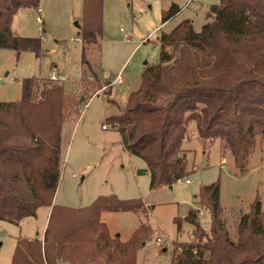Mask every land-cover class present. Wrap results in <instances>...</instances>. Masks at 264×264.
Segmentation results:
<instances>
[{
	"label": "trees",
	"instance_id": "16d2710c",
	"mask_svg": "<svg viewBox=\"0 0 264 264\" xmlns=\"http://www.w3.org/2000/svg\"><path fill=\"white\" fill-rule=\"evenodd\" d=\"M39 4L0 0V49L40 54L42 38L12 30L21 8ZM180 11L173 2L163 10L161 24ZM103 12V0H84L83 51L103 35ZM207 16L210 21L200 31L185 19L170 32H160L159 62L145 68L124 111L108 118L121 131L126 150L147 163L151 189L187 176L182 145L190 121L205 143L224 142L241 174L247 172L257 137L264 136V0H219ZM22 83L20 100L0 101V221L18 225L36 217L41 207L52 208L44 239L19 238L11 264H137V252L151 235L152 207L115 194L82 208L54 204L71 97L64 84L51 79L27 77ZM84 101L73 104L74 120ZM197 197L211 213V228L201 224L199 209H190L186 220L194 226L193 238L180 243L173 264H264L261 200L241 215L233 239L223 219L220 182L201 186ZM104 212H134L145 220L123 240L102 221ZM176 222L180 229L181 219Z\"/></svg>",
	"mask_w": 264,
	"mask_h": 264
},
{
	"label": "rangeland",
	"instance_id": "374dc122",
	"mask_svg": "<svg viewBox=\"0 0 264 264\" xmlns=\"http://www.w3.org/2000/svg\"><path fill=\"white\" fill-rule=\"evenodd\" d=\"M173 2L182 7L188 0H103V35L96 43L86 44L83 51L81 42L74 38L80 31L75 22L83 24L84 0H40L43 20L38 18L41 14L37 8L27 7L22 18L27 23L20 27L19 34L42 38L44 56L0 49V101L20 100L24 78L48 77L55 64L68 77L54 81L64 84L71 97L69 120L62 130V171L55 197L58 195V205L82 208L99 196L111 194L123 200L142 199L151 205L147 219L151 235L137 252V264H173V254L180 251V243L193 238L194 226L186 220L192 208L200 210L201 224L207 230L211 228L210 211L198 203L197 195L203 185L220 182L223 219L233 239H237L241 215L251 209L257 198L264 209V136L257 137L247 172L241 174L231 151L220 140L205 143L198 135L196 122L190 121L182 145L187 176L173 185L151 189L152 175L147 163L124 148L117 126L103 128L109 117L124 111L128 94L140 87L145 68L159 62L160 32H170L185 19L193 20L195 30L200 31L210 21V6L219 0H195L161 25L163 10ZM83 54L92 71L82 73ZM117 76L122 83L111 84ZM111 89L117 103L106 94ZM82 99V111L74 120L71 108ZM145 170L148 172L139 174ZM46 209L36 217L23 219L20 226L0 221V264H11L19 237L42 233ZM177 218L182 221L180 229ZM101 219L112 234H121L123 240H128L145 217L134 212H104ZM159 237L161 244L157 242Z\"/></svg>",
	"mask_w": 264,
	"mask_h": 264
},
{
	"label": "crops",
	"instance_id": "0c3cea01",
	"mask_svg": "<svg viewBox=\"0 0 264 264\" xmlns=\"http://www.w3.org/2000/svg\"><path fill=\"white\" fill-rule=\"evenodd\" d=\"M187 4V3H186ZM186 4L185 5H183L182 7H181V11L179 12V14L183 11V10H185V8H187L186 7ZM180 6V5H179ZM29 8H31V7H29ZM33 9H38L39 8V6L38 7H32ZM26 10H27V8H21L18 12H17V14L14 16V19H13V22H12V30H13V32L14 33H16V34H18V35H20L19 33H21L20 32V27L21 26H25L26 25V23H27V20H23L22 18H24L25 17V15H26ZM43 11V10H42ZM209 11V10H208ZM39 13V12H38ZM39 15H40V13H39ZM41 16H42V14H41ZM41 16L39 17L38 16V18L40 19L41 18ZM38 19V20H39ZM42 19H43V16H42ZM82 19V18H81ZM80 19V20H81ZM193 21V20H192ZM23 23V24H22ZM44 23V22H43ZM75 23H77V27L78 28H80V23H79V21H76ZM161 25H163V24H161ZM160 26H158L157 28H156V30H158V32L160 31V28H159ZM78 35L79 36H77V37H79V38H81V36H80V34H79V32H78ZM81 40H82V38H81ZM78 41V40H77ZM79 42H81V44L83 45V42L82 41H79ZM86 49V48H85ZM10 50H12V49H10ZM13 51H15V50H13ZM17 52V51H16ZM22 52H32V51H21V52H18L19 54L20 53H22ZM32 53H34L35 55H36V57H43L44 56V49H42V51L40 52V54H37V53H35V52H32ZM86 57V56H85ZM84 57V54H83V59H85L84 60V62H85V64L86 65H84V62L82 63V67H81V71H82V73L86 70H89V71H92V67H91V64L89 63V61L87 60V58H85ZM54 69H56L57 70V73L59 74V75H61L62 77H65V79H66V77H67V75H64V74H62L61 72H59V69H58V65H56L55 64V66H54V68L51 70V72L54 70ZM51 72H50V74H51ZM38 78H43V77H38ZM50 78V75L48 76V77H44V79H49ZM68 78V77H67ZM67 93H69V91H66ZM71 92V91H70ZM112 92H113V89H111L110 91H109V93H107V95L110 97V99L112 100V102H114V103H117L116 102V100H114L113 98H112ZM130 94V93H129ZM129 94H128V96H129ZM110 100V101H111ZM216 140H220V142H221V144H224V142L221 140V139H219V138H217V139H215L214 141H216ZM213 141V142H214ZM63 145V144H62ZM124 148H125V146H124ZM126 149V148H125ZM128 151V150H127ZM129 152V151H128ZM62 154H63V148H62ZM131 154V153H130ZM186 154V153H185ZM62 158H63V156H62ZM148 172V170H145V172L144 171H141V173H139V174H143V173H147ZM57 199H58V195H57ZM57 199H55L54 200V204H58L57 203ZM146 204V206H151V205H149L148 203H145ZM45 208H47L46 209V211H44L45 212V214H46V222H45V225H44V228H43V230H42V233L40 234V233H37V234H35L34 236H28V238L29 239H35V238H38V239H44V233H45V230H46V227H47V224H48V220H49V216H50V212H51V208L52 207H49V206H44ZM44 207H41V208H39L38 209V211H37V216H38V214H39V212H40V210H42ZM27 218V217H26ZM25 219V218H24ZM23 220V219H22ZM22 220H21V222H22ZM21 222L17 225V226H20V224H21ZM22 226V225H21ZM112 234V233H111ZM118 234V233H117ZM112 235H116V234H112ZM120 235V237H121V234H119ZM19 238H21V237H19ZM18 238V239H19ZM27 238V237H26ZM122 238V237H121ZM17 239V240H18ZM16 240V241H17ZM16 244H17V242H16ZM167 249H164V251H166ZM58 264H69L68 262H64V261H59V263Z\"/></svg>",
	"mask_w": 264,
	"mask_h": 264
},
{
	"label": "built area",
	"instance_id": "2783aa9c",
	"mask_svg": "<svg viewBox=\"0 0 264 264\" xmlns=\"http://www.w3.org/2000/svg\"><path fill=\"white\" fill-rule=\"evenodd\" d=\"M195 0H188V2H187V4H186V7L187 6H189L192 2H194ZM38 12L40 13V14H42V8L41 7H39L38 8ZM41 20H43L42 19V16H41V18H40ZM75 40H78V41H82L81 40V38H79V37H75L74 38ZM49 79H51V80H54V81H65L66 79H65V77H62L61 75H59L58 73H57V70L56 69H54L52 72H51V74H50V78ZM113 83H122V78L120 77V76H117L116 77V79L113 81V82H111V84H113ZM109 84H110V82H109ZM98 93L99 92H97V94H95L94 96H96V95H98ZM93 96V97H94ZM93 97H91V98H89V100L90 99H92ZM87 99V98H86ZM88 103V102H87ZM86 103V104H87ZM80 110H81V107H80ZM82 111V110H81ZM109 125L110 126H113L112 124H105V125H103V128L104 129H107L108 127H109ZM186 182L189 184L190 183V180L189 179H187L186 180ZM157 242L159 243V244H161L162 242H163V240L161 239V237H159L158 239H157Z\"/></svg>",
	"mask_w": 264,
	"mask_h": 264
},
{
	"label": "water",
	"instance_id": "95a60500",
	"mask_svg": "<svg viewBox=\"0 0 264 264\" xmlns=\"http://www.w3.org/2000/svg\"><path fill=\"white\" fill-rule=\"evenodd\" d=\"M76 25H77V23H76ZM145 172V171H144ZM139 173H141V171H139Z\"/></svg>",
	"mask_w": 264,
	"mask_h": 264
}]
</instances>
